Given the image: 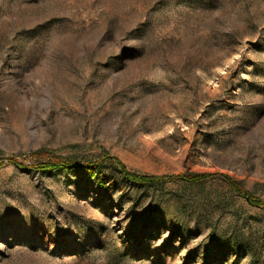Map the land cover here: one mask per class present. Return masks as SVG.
Masks as SVG:
<instances>
[{
  "label": "rangeland",
  "instance_id": "obj_1",
  "mask_svg": "<svg viewBox=\"0 0 264 264\" xmlns=\"http://www.w3.org/2000/svg\"><path fill=\"white\" fill-rule=\"evenodd\" d=\"M0 264H264V0H0Z\"/></svg>",
  "mask_w": 264,
  "mask_h": 264
},
{
  "label": "trees",
  "instance_id": "obj_2",
  "mask_svg": "<svg viewBox=\"0 0 264 264\" xmlns=\"http://www.w3.org/2000/svg\"><path fill=\"white\" fill-rule=\"evenodd\" d=\"M41 169H48V170H72L75 168H81L87 172H89L90 174L94 175L95 177H99V179L101 180V176H98V172L96 170V166L92 163L90 164H85V165H76L71 161H61V160H50L47 162H43L42 164H40L38 166ZM127 176H129L130 180H132L134 183L136 184H152V183H156V179L155 178H147L144 176H133L132 174H128ZM202 179V176H193L189 179V181H197ZM231 186H234L233 184H231ZM252 201V200H251ZM253 203L259 204V202L254 201Z\"/></svg>",
  "mask_w": 264,
  "mask_h": 264
}]
</instances>
